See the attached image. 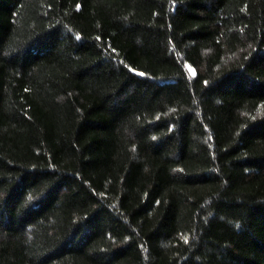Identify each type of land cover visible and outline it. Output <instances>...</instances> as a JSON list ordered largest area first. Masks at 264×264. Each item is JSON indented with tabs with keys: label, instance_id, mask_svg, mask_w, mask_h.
I'll list each match as a JSON object with an SVG mask.
<instances>
[{
	"label": "trees",
	"instance_id": "1",
	"mask_svg": "<svg viewBox=\"0 0 264 264\" xmlns=\"http://www.w3.org/2000/svg\"><path fill=\"white\" fill-rule=\"evenodd\" d=\"M0 264H264V0H0Z\"/></svg>",
	"mask_w": 264,
	"mask_h": 264
},
{
	"label": "snow or ice",
	"instance_id": "2",
	"mask_svg": "<svg viewBox=\"0 0 264 264\" xmlns=\"http://www.w3.org/2000/svg\"><path fill=\"white\" fill-rule=\"evenodd\" d=\"M192 75H195V71L192 69H189ZM140 75H144L143 73H140ZM185 242H187V238H185Z\"/></svg>",
	"mask_w": 264,
	"mask_h": 264
}]
</instances>
